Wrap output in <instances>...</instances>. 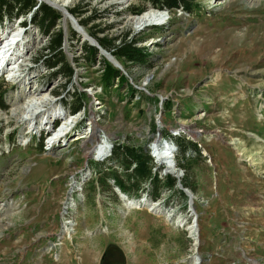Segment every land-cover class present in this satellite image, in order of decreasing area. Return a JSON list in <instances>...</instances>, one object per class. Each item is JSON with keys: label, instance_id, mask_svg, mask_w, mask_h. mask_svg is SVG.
I'll return each mask as SVG.
<instances>
[{"label": "rangeland", "instance_id": "374dc122", "mask_svg": "<svg viewBox=\"0 0 264 264\" xmlns=\"http://www.w3.org/2000/svg\"><path fill=\"white\" fill-rule=\"evenodd\" d=\"M35 1L59 15L54 30L74 76L54 77L39 61L49 36L33 11L3 19L0 49L13 36L17 47L0 69V264H101L112 244L121 264H264V0L171 10L144 0H64L61 10ZM152 10L165 25L133 26ZM86 46L97 50L94 65ZM108 69L118 77L106 79ZM180 139L198 152L181 158L177 148L180 171L165 173L156 152L167 151L147 149ZM114 144L148 156L144 178L136 164L125 171L112 160ZM113 176L128 203H161L162 213L126 207Z\"/></svg>", "mask_w": 264, "mask_h": 264}, {"label": "trees", "instance_id": "16d2710c", "mask_svg": "<svg viewBox=\"0 0 264 264\" xmlns=\"http://www.w3.org/2000/svg\"><path fill=\"white\" fill-rule=\"evenodd\" d=\"M144 1L150 3L153 8L159 10L184 8L186 6V2H188V0ZM34 8H36L35 11L33 10ZM143 11V8L134 10L133 14L141 15ZM31 12L32 14H34V16L32 17V23L37 26V28L42 34L49 36L47 46L42 50V54L40 55L39 61L42 63L45 69L54 70L52 74L54 77L59 76L66 81H70L74 76V69L66 60L65 54L62 50L64 34L61 31L54 30L57 21L60 19L59 15L56 14L55 11H53L47 5H38L35 0H0V25L4 18H7L9 20L16 19L19 16H23ZM70 13L72 15L75 14V12L73 11ZM90 21L91 19L85 22V25L90 23ZM93 38L103 50H106L108 52L117 50V46H115L114 40L105 42L99 37L94 36ZM83 52L86 55H84L85 57L83 56L84 62H87L90 65H94L98 54L97 50L91 46H86L83 49ZM134 54L138 55L137 58H134L135 60L143 62V55L138 51L135 50L126 53L129 58H131L132 55L134 56ZM74 63L77 65V60H74ZM106 73V79H108L109 77L112 79L118 77L117 73L113 71L111 72L110 69L106 70ZM0 108L5 109V106L2 104V102H0ZM81 108L82 104L76 102L75 104L70 106V114L73 115L78 113ZM176 143L178 145L181 158L184 157L185 152H187L189 149L198 152L197 146L195 144H189L183 139L177 140ZM112 158V160L119 162L125 171H127L132 164H136V168L133 173H135V175H137L138 177L140 176L144 178V176H146L148 172V166L146 164L149 162V158L144 152H142L139 147L136 148L133 146H118L117 144H114L112 148ZM113 180L115 181V184L123 190L124 193L127 192V189L124 187V182L121 178L119 179L117 176H113ZM115 250L119 251L120 255H122L121 250L117 246L112 244L107 248V251L104 253L101 264H121L122 259L119 256H114L115 258L112 261L111 253ZM118 260L120 262H118Z\"/></svg>", "mask_w": 264, "mask_h": 264}, {"label": "bare ground", "instance_id": "6f19581e", "mask_svg": "<svg viewBox=\"0 0 264 264\" xmlns=\"http://www.w3.org/2000/svg\"><path fill=\"white\" fill-rule=\"evenodd\" d=\"M63 1L64 0H54L51 3L53 5V7H55L56 9H60L61 10V9L66 8L65 7V2H63ZM102 1H104V0H102ZM65 14H66V16L70 15L69 13H65ZM165 21H166V19H165L164 14H163L162 11L152 10L150 12L148 11L147 14L145 13L144 16H141V17L137 18L136 21H134L133 23L131 22V23L134 24L133 26H135V27H137L139 29H145V28L150 27V26H162V25H165ZM83 34H84V37L86 38V40H89L92 43L96 44V41L93 38H91L87 33H83ZM15 37L16 36H13L12 40L10 42L7 41V43L3 46V49H0V69L5 64L7 59H9V55H10L9 51L12 48H14V50H16L15 48L17 47V43H16L17 39ZM13 45H14V47H12ZM103 56L108 58L109 60H111L114 63V58H112V56L110 54H107L106 52H103ZM13 73H14V70H13ZM51 115H53V114H50L49 116H51ZM67 126L68 127L65 129V132H64L65 134L69 133L70 130L72 129V127H73V125H69V121L67 122ZM64 133H62V134H64ZM62 134H58L57 137L61 136ZM57 137H54V139L55 138L57 139ZM166 144H167V142L162 143L160 145L161 149L163 150L165 148V146H166L167 147V149H166L167 153H164V154H170V152L172 150L174 151V149H173V147L170 144H168V145H166ZM99 153H100V155H102L104 153L106 154L107 150L105 148H100L99 149ZM100 155L97 156V157L98 158H102L104 156L108 157V153L106 155H104V156H101V157H100ZM107 157H104L103 159H106ZM124 202H125V206L126 207L135 208V209H142V208L145 207V208L148 209V211L156 212L158 215H160L162 213L161 209H160L161 208V203L152 204V203H148L147 200H144V201L139 200V201H133V202L128 203V201L126 199H124ZM193 264H194V262H193Z\"/></svg>", "mask_w": 264, "mask_h": 264}, {"label": "built area", "instance_id": "2783aa9c", "mask_svg": "<svg viewBox=\"0 0 264 264\" xmlns=\"http://www.w3.org/2000/svg\"><path fill=\"white\" fill-rule=\"evenodd\" d=\"M182 131V130H181ZM178 134H180V132H178V133H176V132H172V136L173 137H178ZM171 135V134H170ZM172 136L170 137V139L172 138ZM163 142H168V143H170L171 144V146L173 147V149H174V151L172 150L171 152H170V154H164V152L165 151H163V152H156V153H158V155L161 157V158H164L163 159V162H162V165L165 167V173H169V170H172V169H174L175 171H180L177 167H176V165H175V155H176V153H177V151H178V146H177V144L176 145H174L173 144V142L172 141H166V140H164ZM162 144V142H160V143H157V144H151V147H148V154H149V152H150V154H151V156H153V152L154 151H157V150H160L161 149V145ZM178 148V149H177ZM167 149V147L165 146V148H164V150H166ZM150 154H149V156H150ZM109 157V156H108ZM102 160V159H101ZM171 164L174 166L173 168L171 167ZM165 176V178H166V176L167 175H164ZM129 181V180H128ZM133 181V180H132ZM117 190V192H119L120 194L122 193L120 190H118V189H116ZM183 191H185L184 189H182ZM150 191L148 190V193H146L145 195L146 196H149L150 195V193H149ZM122 195V194H121ZM123 196H125L127 199L129 198L128 197V195H126V194H123ZM200 264V263H199Z\"/></svg>", "mask_w": 264, "mask_h": 264}, {"label": "water", "instance_id": "95a60500", "mask_svg": "<svg viewBox=\"0 0 264 264\" xmlns=\"http://www.w3.org/2000/svg\"><path fill=\"white\" fill-rule=\"evenodd\" d=\"M115 191H116V189H115ZM122 197V199H126V200H128L125 196H121ZM131 201H129V203H130Z\"/></svg>", "mask_w": 264, "mask_h": 264}]
</instances>
